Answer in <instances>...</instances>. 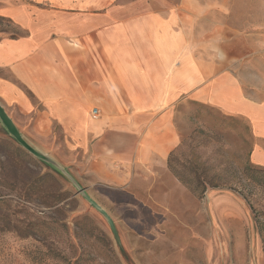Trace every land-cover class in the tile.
<instances>
[{
  "label": "crops",
  "instance_id": "crops-1",
  "mask_svg": "<svg viewBox=\"0 0 264 264\" xmlns=\"http://www.w3.org/2000/svg\"><path fill=\"white\" fill-rule=\"evenodd\" d=\"M20 36L0 37V103L36 147L85 187H127L167 170L179 105L240 117L261 144L262 39L219 0H0ZM93 109L98 116L92 115ZM70 168V167H69Z\"/></svg>",
  "mask_w": 264,
  "mask_h": 264
},
{
  "label": "rangeland",
  "instance_id": "rangeland-1",
  "mask_svg": "<svg viewBox=\"0 0 264 264\" xmlns=\"http://www.w3.org/2000/svg\"><path fill=\"white\" fill-rule=\"evenodd\" d=\"M164 1L181 0H148ZM219 1L264 52V0ZM20 34L0 17V37ZM176 112L181 145L151 179L88 188L54 157L96 207L0 125V264H264V169L251 160L261 142L240 117L197 104Z\"/></svg>",
  "mask_w": 264,
  "mask_h": 264
},
{
  "label": "water",
  "instance_id": "water-1",
  "mask_svg": "<svg viewBox=\"0 0 264 264\" xmlns=\"http://www.w3.org/2000/svg\"><path fill=\"white\" fill-rule=\"evenodd\" d=\"M0 125L6 133H8L13 140L21 147L24 148L32 157L44 162L51 168L57 170L63 177H66L94 207L95 204L89 198L87 191H85L78 182L72 177L67 170L61 165L60 162L55 160L51 155L42 152L40 148L34 147L22 132L18 129L12 117L8 115L3 105L0 103Z\"/></svg>",
  "mask_w": 264,
  "mask_h": 264
},
{
  "label": "built area",
  "instance_id": "built-area-1",
  "mask_svg": "<svg viewBox=\"0 0 264 264\" xmlns=\"http://www.w3.org/2000/svg\"><path fill=\"white\" fill-rule=\"evenodd\" d=\"M97 114H98V111L96 109H93L92 115H94L95 117H97L98 116Z\"/></svg>",
  "mask_w": 264,
  "mask_h": 264
},
{
  "label": "trees",
  "instance_id": "trees-1",
  "mask_svg": "<svg viewBox=\"0 0 264 264\" xmlns=\"http://www.w3.org/2000/svg\"><path fill=\"white\" fill-rule=\"evenodd\" d=\"M172 155H173V154H171V156H170V160H169V167H170V161H171V159H172Z\"/></svg>",
  "mask_w": 264,
  "mask_h": 264
}]
</instances>
